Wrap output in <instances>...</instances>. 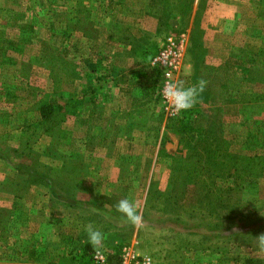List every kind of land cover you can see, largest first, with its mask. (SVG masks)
<instances>
[{
    "label": "rangeland",
    "instance_id": "374dc122",
    "mask_svg": "<svg viewBox=\"0 0 264 264\" xmlns=\"http://www.w3.org/2000/svg\"><path fill=\"white\" fill-rule=\"evenodd\" d=\"M251 1L237 29L206 33L137 29L142 0H0V264H264L250 243L264 161L244 190L212 172L264 157V0ZM168 38L171 78L205 85L182 114L153 65ZM245 89L263 96L255 108ZM124 198L139 225L117 211Z\"/></svg>",
    "mask_w": 264,
    "mask_h": 264
},
{
    "label": "crops",
    "instance_id": "0c3cea01",
    "mask_svg": "<svg viewBox=\"0 0 264 264\" xmlns=\"http://www.w3.org/2000/svg\"><path fill=\"white\" fill-rule=\"evenodd\" d=\"M142 1L143 5L140 8L133 7V12L138 13L133 19L135 22L140 21L137 29H173L172 27L181 24L184 29H203L206 33L211 29H237L242 24L240 4L249 5V2L250 4L252 2L251 0ZM132 2L133 0H124L127 9L132 10ZM253 20L257 21L256 16Z\"/></svg>",
    "mask_w": 264,
    "mask_h": 264
},
{
    "label": "clouds",
    "instance_id": "9594fccd",
    "mask_svg": "<svg viewBox=\"0 0 264 264\" xmlns=\"http://www.w3.org/2000/svg\"><path fill=\"white\" fill-rule=\"evenodd\" d=\"M204 86L203 81L190 86H185L181 81L170 79L164 84L162 92L165 101L172 110L176 114H182L191 110L198 102L199 96L204 90ZM116 209L133 225H139L141 223L142 218L138 214L137 206L128 198L121 199L116 204ZM86 232L90 245L99 249L104 242L103 233L92 225L86 227ZM250 243L255 249V255L264 259V234L252 237Z\"/></svg>",
    "mask_w": 264,
    "mask_h": 264
},
{
    "label": "trees",
    "instance_id": "16d2710c",
    "mask_svg": "<svg viewBox=\"0 0 264 264\" xmlns=\"http://www.w3.org/2000/svg\"><path fill=\"white\" fill-rule=\"evenodd\" d=\"M80 12V11H79ZM89 15H90V12H89ZM77 16H78V11H76V15L74 16V20L77 19ZM80 21V19H78ZM32 28V27H31ZM23 34H25L23 31H22ZM25 37L23 36L22 37V40L24 39ZM2 39L0 37V46L2 44ZM14 47V46H13ZM3 48V47H1ZM17 48V47H16ZM4 50V48H3ZM251 80L250 77H248V81ZM246 90V91H245ZM244 92L240 95V97H246L247 94H249L248 96L250 97V99H247L246 97V104L247 106L248 105H252L253 107H249L250 109L251 108H255V103L256 102H261V99L263 98V96L261 97V94L260 93H257V91H251L250 89H245ZM42 103V102H40ZM247 109V107H246ZM245 114V116H247V113L246 112H242ZM254 116H257L256 113H251V115ZM250 115V116H251ZM45 116H47V120L48 118H52L54 119L53 117V114H51V112H48L47 114H45ZM249 117V116H248ZM250 118V117H249ZM254 121H259V119H254ZM52 121H50L49 123H47V126L44 127V131L48 133V124H50ZM50 128V127H49ZM263 158V159H262ZM245 157V156H241V155H234L230 158H227V159H221V161H213V164H214V168L216 169V171L212 170V172H216V175H221L222 177L224 178H232L233 179V182H231V184H236L238 183V185L240 183H242V187H240L242 190H244L245 186L250 184V181L248 182V179L251 178V179H255L259 174H257V171L255 169L256 166L260 165L262 161H264V157ZM215 160V159H214ZM241 161H249V162H246L245 165H242L241 164ZM240 202V201H238Z\"/></svg>",
    "mask_w": 264,
    "mask_h": 264
},
{
    "label": "built area",
    "instance_id": "2783aa9c",
    "mask_svg": "<svg viewBox=\"0 0 264 264\" xmlns=\"http://www.w3.org/2000/svg\"><path fill=\"white\" fill-rule=\"evenodd\" d=\"M168 45L162 47L159 51L157 57L153 60V65H158L161 68H164V78L166 81L173 79L171 75L179 70L181 62V47L176 45L172 41V38H168ZM172 112H174L171 109ZM96 260H102L101 255H95Z\"/></svg>",
    "mask_w": 264,
    "mask_h": 264
}]
</instances>
